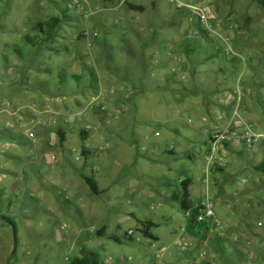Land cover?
<instances>
[{
	"label": "rangeland",
	"instance_id": "374dc122",
	"mask_svg": "<svg viewBox=\"0 0 264 264\" xmlns=\"http://www.w3.org/2000/svg\"><path fill=\"white\" fill-rule=\"evenodd\" d=\"M37 1L0 4V264H69L103 226L121 243L105 239L106 250L93 253L103 255L100 263L188 264L178 246L190 243L182 232L187 221L171 200L178 178L192 180L193 204L218 194L223 183L228 186L229 193L219 195L227 199L229 215L216 212L240 242L228 243L232 260L220 258L217 264H264V226H258L264 225V175L255 170L264 161V140L254 146L262 148L259 160L240 143L226 156L224 172L212 173L205 159L209 133L193 139L189 121L197 118L186 111L182 97L184 83L213 87L216 101L222 100L236 121L237 112L264 133V10L249 0L133 2L145 8L143 14L126 5L108 12L107 6H90V0L88 14L79 13L73 0L61 1L65 6L59 9L57 0H50L47 8L26 10L39 7ZM204 5L214 7L221 37L200 31L191 12ZM61 12L66 17L55 34L35 32L37 23L62 18ZM92 31L99 36L88 41L85 33ZM186 43L191 48L185 57ZM193 66H199V77L192 75ZM254 115L261 125L252 123ZM173 126L182 129L181 136L167 132ZM59 133L76 141L63 159L70 174L66 187L44 183L47 177L38 174L57 161ZM82 133L89 135L86 146L95 157L86 165ZM77 169L96 175L100 196L91 193ZM57 203L64 214H54ZM149 220L158 225L153 231L158 242L139 233ZM131 230L129 241L125 235Z\"/></svg>",
	"mask_w": 264,
	"mask_h": 264
},
{
	"label": "crops",
	"instance_id": "0c3cea01",
	"mask_svg": "<svg viewBox=\"0 0 264 264\" xmlns=\"http://www.w3.org/2000/svg\"><path fill=\"white\" fill-rule=\"evenodd\" d=\"M7 1L10 2L9 3V5H10L11 1H13V0H0V4L7 2ZM45 1H50V0H38L37 3H42V4H40L39 7L31 5V7H29V8L26 7V10L33 13L35 10H37L39 8H43V9L47 8V5L44 4ZM61 1L65 2L66 0L54 1L55 4H60V5H57L58 9L63 8V6H65L64 5L65 3H61ZM70 2H71L70 0L66 1V3H70ZM95 2L96 1L91 2L90 6H96V5H98L99 7L107 6V8L105 10H108V12H110V10L120 11L123 5L134 4L133 2H140V0H118L116 3L114 1L109 2L108 0H105V1L100 0L99 4L98 3L94 4ZM28 22H29V20H26L24 25H28ZM43 22L44 21H42L40 23H43ZM229 27L231 28V25L228 26V28ZM19 39L21 40V37ZM13 40H15V39H13ZM10 42L12 43V41H10ZM192 68H193V72H194L192 74L193 76L196 74L199 77L198 74H202L201 72H198L199 66L198 67L193 66ZM183 92H184V93H182V97L184 98L183 106L185 107V109L188 113H191L193 116H195L197 118V122H194L192 120L189 121V122H192L190 124L193 126L192 128H190V130L192 132V137H193V139L195 138V140H196V138L198 137L199 134H201V132L204 131L205 133H209V146L207 147V148H209L208 152L211 151V147L215 143L214 141L211 142L212 137H214V135H212V134H214V133L218 134V133L224 132L229 126H231L234 130L239 127L240 123H239V121H236L234 119L233 113H230V108H225L224 106H222L224 104L222 100L216 101L217 95L214 94V88L213 87H200L197 85H195V87H192V85L190 83L189 84L184 83ZM196 95H198V97L192 99V97H194ZM186 96H187V98H185ZM75 100H77V98ZM177 111H178V109H177ZM244 112H245V114H247L249 122H250V115H251L250 105H248L244 109ZM236 114L239 116V114L237 112L235 113V115ZM252 114H254V112H252ZM239 117L242 119L241 116H239ZM251 120H252V123H254V125H257V126L261 125L260 119H258L255 115L253 116V118ZM199 121H202L203 123H208L209 127L200 125ZM63 122H66V120H64ZM66 124L71 125L72 123L66 122ZM262 127H264V126H262ZM181 130L182 129L181 128L179 129L178 126H176V127L173 126L170 128V130L168 128L167 132L168 133L171 132L172 135H174V136H181L182 135ZM237 130L241 131L240 129H237ZM218 131H220V132H218ZM59 139L60 140L62 139L61 142H63V144L60 145L61 151H59V154H55L57 161L55 162L54 165L42 166L40 168V172H38V174H40L42 179L47 177V178H45V180H43L44 183L51 182V183L57 185V187H66L67 185L70 184V174H69L68 167H67L68 164H65L63 159L66 160L68 158L67 153L70 151L68 147H70V145H74V143L76 141H75V138L73 136L68 137L64 133L57 134L58 143H60ZM189 140L190 139H188V141ZM239 144L240 143L236 141L233 145L228 146L226 153L236 152V147L240 148ZM88 148L89 147H87V149ZM63 151H64V154L62 153ZM262 154H263L262 148L256 149L254 147V149H250V157L256 156V158L259 160L260 159L259 156H261ZM92 158L94 159L95 157H91L89 159L88 163H90L91 160L93 161ZM262 162H264V161H262ZM219 170H223V172H224V169H221L219 167L213 168L212 172H216ZM50 174H52V175L50 176ZM93 176H94V178H96V175H93ZM186 179L187 178H178V180L175 182V185L177 187V191H179L181 183L183 181H185ZM188 179H190V178H188ZM225 184H226V182L222 184V187L220 188L218 194L213 196L214 198L213 197L209 198V199H213L216 202V208H218V210L220 211L222 216L223 215H229L228 210L230 207L229 204L228 205L226 204L227 199H225L224 197L222 199V197L219 195L221 192L223 193V195L225 194V192L227 194L229 193L228 186ZM214 185H215L214 187L219 188L220 184L218 181H215ZM192 187H193V182H192V186L190 188L191 197H192ZM111 199H113V198H111ZM207 199L208 198H206V200ZM252 199H253V197H252ZM193 200L194 199H192V201ZM204 202L197 203V204H195V206H202L204 204ZM253 202H255V201H253ZM257 202H259V201H256L255 205ZM255 205H254V207H255ZM55 209L53 208V212L55 215L60 214V213L64 214V212H65L64 206L59 204V203L55 204ZM233 215L236 218H238L237 215L235 214V212L232 213V217H233ZM218 217L220 220L223 219V218H220V216H218ZM147 222L154 223L151 220H149ZM230 223H238V221L237 220H231ZM155 225H156V227H158L157 224H155ZM242 226H244V224H242ZM100 231H106L105 236L99 238V236L97 235L98 237L95 238V237H92L93 235H90V238H86V239H89V241L85 242V245L87 246V248L86 247L81 248L80 249L81 255L78 256L77 258H82L83 255H85V254H93L98 249H101L103 251L106 250L105 249L106 245L104 244V242H105L104 240L110 239L111 236H108L107 228L105 226H103L98 231V233ZM85 232L89 233V231H86V230H85ZM182 232L184 234H187L190 237V243H189L190 248L188 250H185V252L183 254L184 257L186 258V263H188V264H217V262L220 261V258H223V259L226 258L224 260H232V255L229 253V251H231L232 249L229 248L228 242L219 241L215 234L208 235L206 238H195V237L190 236L187 233L186 229H183ZM101 233H103V232H101ZM113 237H117V236H113ZM117 238L120 239L119 237H117ZM158 240H159V238H158ZM205 250L208 252V256L205 260H201L200 255ZM87 252H89V253H87ZM96 256L100 257L103 255L101 254V255H96ZM173 257L177 258L176 255H173ZM101 263H104V261H102ZM235 264H239V263L237 262Z\"/></svg>",
	"mask_w": 264,
	"mask_h": 264
},
{
	"label": "built area",
	"instance_id": "2783aa9c",
	"mask_svg": "<svg viewBox=\"0 0 264 264\" xmlns=\"http://www.w3.org/2000/svg\"><path fill=\"white\" fill-rule=\"evenodd\" d=\"M88 0H73L72 5L79 11V13H89L88 12V3H86ZM96 0H90L91 2H94ZM90 7V6H89ZM214 7L211 6H194L192 7V14L195 16V18L198 21V26L204 29L207 33L213 35V36H220V33L223 32L219 26H215V22L213 21L215 19V16L212 15L214 13ZM91 16V15H90ZM89 15L87 18L90 17ZM142 33L144 32L143 29L140 30ZM86 39L88 41H91L92 39H96L99 36L98 31H92L85 33ZM85 58L88 60V66H92L91 62V56L89 53L84 54ZM103 110H107V107H103ZM236 117L239 119V127L235 130L229 126L224 132L216 134L214 137H212V141L215 143L211 147V151L208 152V155L205 157L208 170L213 168L214 166H219L220 168H225L228 166V163L226 161V156L228 153H226L227 146L233 145L236 141L239 143L244 144L247 148H254V146L261 141L264 140V133L256 132L252 126L241 119L237 114ZM237 129H240L241 131H238ZM108 148V145H107ZM174 146H170L168 149L169 152L174 151ZM167 152V151H166ZM81 158H78L77 161H80ZM94 171L98 172V168H94ZM247 184V182H244ZM250 188L254 186V183H249ZM202 211L198 216V221L201 223H207L210 225V234H215L217 236V239L221 242H228L231 244H237L240 242V237L236 234V231L233 229V227L226 225L224 222H222L219 217L217 216L216 212V202L212 199H207L204 204L202 205ZM186 218L190 217V212H187L185 214ZM259 227H263L264 225L262 223L258 224ZM135 232L129 231L126 233V237L132 238L134 237ZM180 248L183 250H188L190 248L188 243H182L180 242L178 244ZM165 252V248H162L159 251V254H162ZM208 256V252L205 250L200 255V259L205 260ZM158 257V255H157ZM128 262H131L130 258L128 259Z\"/></svg>",
	"mask_w": 264,
	"mask_h": 264
},
{
	"label": "trees",
	"instance_id": "16d2710c",
	"mask_svg": "<svg viewBox=\"0 0 264 264\" xmlns=\"http://www.w3.org/2000/svg\"><path fill=\"white\" fill-rule=\"evenodd\" d=\"M249 1L256 3L262 10H264V0H249ZM126 6L132 12L141 13V14L145 13L144 7L137 6L134 4H126ZM61 16H62V18L52 17L43 23H37L33 29L35 30V32L39 33L40 36L41 35H43V36L45 35L48 37L52 36L64 24L63 19L66 17V15H64L62 13ZM200 31L202 33L206 32L204 29H202ZM26 41L29 44L32 43L30 38H27ZM184 46H183V55L186 57V56H189V50L191 48V44L186 43ZM149 67H150L149 63L147 62L146 63V69H149ZM75 81L77 82L78 79L75 78ZM88 140H89V135L87 133H82L81 134V142H82L81 150H82V155L84 158V165H86L89 162V159L91 158V153L88 151V149L86 147V143L88 142ZM211 142H212V139H211ZM227 147L228 146L226 145V148ZM169 154L175 155V152L172 151V152H169ZM216 167H219V166L216 165ZM213 168H215V166ZM255 170L264 175V162H262L260 165H258L255 168ZM77 172L79 173L80 178L89 187L91 193L94 196H100L101 192L99 190L98 183L96 182L94 176H92V177L86 176L84 174L83 169H77ZM212 173H214V172H212ZM191 186H192V180L187 178L185 181H183L181 183V186H180L181 191L179 190L176 193H174L171 197V200L180 206V209L183 212L184 217H185V214L187 212H190V217L189 218L185 217V219L187 221V228H186L187 233L190 236L195 237V238H206L210 234V225L207 223H201L198 221V216L201 213L203 208H202V206H195V204H193L191 194H190ZM13 227H14L13 230H14V234H15L14 239L17 242L16 228L14 225H13ZM156 228L157 227L154 223L144 222V223H142V228L139 230V233L142 235L143 238L149 239L152 242H158V238L153 233V231ZM101 232H103V233H101ZM105 232L106 231H100L98 233V236L104 237ZM126 238H128L129 241L132 240V238H129V237H126ZM110 240H112L116 243H121V241L117 237L111 236ZM95 256L96 255H94V254H85V255H83L82 258L72 259L69 264H104V263H100L97 260L98 257L97 256L95 257Z\"/></svg>",
	"mask_w": 264,
	"mask_h": 264
}]
</instances>
